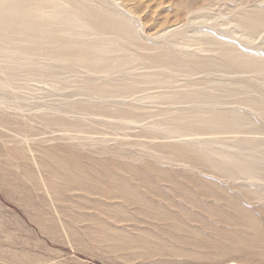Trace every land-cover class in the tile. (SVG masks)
<instances>
[{
	"label": "rangeland",
	"instance_id": "1",
	"mask_svg": "<svg viewBox=\"0 0 264 264\" xmlns=\"http://www.w3.org/2000/svg\"><path fill=\"white\" fill-rule=\"evenodd\" d=\"M92 4L120 70L0 52V264H264V0Z\"/></svg>",
	"mask_w": 264,
	"mask_h": 264
},
{
	"label": "bare ground",
	"instance_id": "2",
	"mask_svg": "<svg viewBox=\"0 0 264 264\" xmlns=\"http://www.w3.org/2000/svg\"><path fill=\"white\" fill-rule=\"evenodd\" d=\"M102 5H94L92 0H0V52L7 59L17 62L34 55L36 51H47L49 61L82 64L93 74L98 72L99 67L104 68L100 73L107 75L120 70L137 56L129 54L122 59L116 57L117 54L128 53V47L138 40V36L132 21L116 11L105 10ZM250 26L253 28L256 24L250 23ZM90 33L95 35V42L90 40ZM56 35L64 42L53 43ZM22 39L28 42L23 47L19 44ZM224 56L240 58L239 62L245 57L232 54L227 49ZM53 68L51 65L48 67L50 70ZM6 84L9 85V80ZM234 261L228 263L235 264Z\"/></svg>",
	"mask_w": 264,
	"mask_h": 264
},
{
	"label": "water",
	"instance_id": "3",
	"mask_svg": "<svg viewBox=\"0 0 264 264\" xmlns=\"http://www.w3.org/2000/svg\"><path fill=\"white\" fill-rule=\"evenodd\" d=\"M231 260L230 258H223V259H212L211 262H213L214 264H229L228 261ZM210 261V260H209ZM208 261H205L204 263H206ZM197 263H203V262H197Z\"/></svg>",
	"mask_w": 264,
	"mask_h": 264
}]
</instances>
